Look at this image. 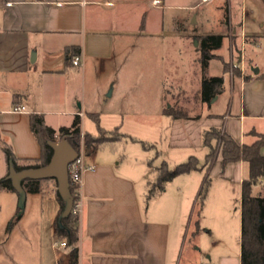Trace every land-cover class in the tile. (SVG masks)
<instances>
[{"label":"crops","instance_id":"0c3cea01","mask_svg":"<svg viewBox=\"0 0 264 264\" xmlns=\"http://www.w3.org/2000/svg\"><path fill=\"white\" fill-rule=\"evenodd\" d=\"M153 2L0 0V149L5 151L11 146L20 162L39 159L42 147L31 126L35 115L56 131L55 136L61 128H70L77 117L84 135L98 136L99 133L92 135L84 130L85 118L94 120L98 116L102 124L106 119L112 129L118 128V133L120 124L136 119L140 124L153 126L148 129L155 144L161 145V140L166 139V153L156 149L155 155L150 149L101 148L114 145L121 137L119 133L118 139L85 155L86 166L94 169L84 172L79 193L77 259H72L73 246L67 245L63 248L66 254L62 264H241L240 240L234 248L225 240L223 229L215 230L207 223L211 229L203 227L202 218L197 230L195 217L192 233H196L197 245L183 263L181 242L203 183V170L209 172L213 166L221 165L227 179L225 185L231 192L228 189L226 194H239L240 200L242 183L248 176L244 161L224 165L219 147L210 169L203 167L179 175L152 197H148V191L162 163L173 168L194 156L200 166L206 164L207 130L219 129L240 146L250 145L264 134V0H226L218 8L224 12L219 33H206L198 22L189 25L183 18L167 25L168 8L186 9L198 4ZM206 35L223 36L222 46L213 51L214 58L220 57L216 53L226 39L231 53L229 86L224 78L223 92L210 103L199 98L202 81L197 79L195 90L183 87L184 79L192 74V67L185 64V52L190 44L196 43L197 48V37ZM239 41L241 51L235 62L232 51ZM168 45H174L180 56V64L171 75L176 93L173 103L185 110L180 111L185 117L166 114L168 108H176L167 97ZM248 45L253 48L249 58L242 51ZM72 46L81 51L80 66L66 63L65 51ZM194 62L193 74L200 75L198 63L195 67ZM209 67L210 63L206 69ZM151 88L156 95L149 111H134L136 105L129 94L134 99V93ZM192 92L193 98H188ZM122 99L124 105L118 103ZM21 106L24 112L15 110ZM66 137L62 136V140ZM260 153L264 156V145ZM3 176L6 171L0 174V180ZM46 182L42 181V188L54 197L57 218L58 187L49 190ZM258 192L264 195V186L258 184L255 193ZM1 193L9 196L11 212L0 219V257L1 240L7 235L8 220L15 216L19 199L16 192L0 189ZM203 210L204 207L201 214ZM53 234L56 237L55 222Z\"/></svg>","mask_w":264,"mask_h":264},{"label":"rangeland","instance_id":"374dc122","mask_svg":"<svg viewBox=\"0 0 264 264\" xmlns=\"http://www.w3.org/2000/svg\"><path fill=\"white\" fill-rule=\"evenodd\" d=\"M202 0H167V2L171 5H181V4H198L196 7L192 8H168L165 11V21L167 25H171L175 22L176 18H183L189 25H194L193 23H199V27H202V30L206 33H219V21L222 19L224 12L220 13V6L224 5L226 0H210L209 3H202ZM225 9V8H222ZM135 20V19H134ZM133 20V21H134ZM174 45L167 46V54H166V68H167V97L168 103H173V97H176L175 90H172V86L174 85V79L171 76L172 71L175 67H178L180 64V56L175 52ZM186 48V47H184ZM196 48L193 44H190L188 47V51L185 52L184 59L185 64L188 67H192L193 62L198 58V64L195 63V67L200 70V75L193 74V70L191 69V76L187 79L185 78L183 81V87L186 89L195 90L198 86L196 81H202L205 78L207 73L214 76H220L225 78L226 85L229 86L230 82V70L228 69V64L231 62V53H230V45L228 39L225 41L224 47L218 51L216 54L220 57H215L210 60L209 69L205 70L202 65L201 59V51ZM237 48V49H236ZM252 46H244L243 47V55H247L249 58L252 52ZM185 51V50H184ZM239 51H241V43L240 41L237 45L234 46L233 49V59L237 62L239 57ZM248 61V60H247ZM248 69H251L249 61L247 62ZM257 69V68H256ZM199 76V77H198ZM156 93L153 88L149 91H145L142 93H134L133 95L129 94L130 101L133 100L135 102L136 107L134 111H149L153 102ZM90 98H93V95H89ZM194 92L188 93V98H193ZM115 99L111 100L113 102ZM213 99L211 100V102ZM119 104H125L126 102L120 101ZM176 107V103H173ZM150 106V107H148ZM177 111H185L182 110L179 106L175 108ZM226 109L228 110L227 106ZM187 110V109H186ZM101 118V117H100ZM106 119H99V125L92 119L86 117L84 121V130L87 133L92 135H96L100 132V128L104 131H113L115 128H111L110 123ZM105 127H104V126ZM100 127V128H99ZM153 127L146 124H140L135 119L134 122L127 121L125 124H120L119 133L121 134L120 139L115 142L114 145H106L101 147L103 148H120L123 150H143L150 149V153H154L155 150H163L166 153V139L161 140V145L155 144L153 140H150L152 132L150 129ZM111 129V130H110ZM115 134L112 137L115 138ZM109 138V137H108ZM215 143V141H214ZM145 145L147 148H145ZM220 144L216 143V148H219ZM154 149V150H153ZM83 154H87L91 151V149H87L85 146V135L82 133L80 137V152ZM153 155V156H154ZM174 166V165H173ZM4 171H6V176L8 174V164L5 155V151L0 149V174L3 175ZM209 177V187L205 195L204 200V210L201 214V225L203 227H207L206 223L209 224L213 229H223L225 240L232 245L234 248H237L239 245V240L241 236V217H240V208H239V194H232L230 197V189L226 187L225 183L227 179L225 176V171L221 165L213 166L211 170L206 171L203 170V180L205 177ZM4 177V176H3ZM154 175L152 176V178ZM3 179V178H2ZM203 184V183H202ZM227 184V183H226ZM44 186V185H43ZM47 189H57L56 181L51 180L45 183ZM202 186V185H201ZM234 188V187H233ZM229 189V194H226ZM259 191H261L259 189ZM48 191L43 190L40 193H27L28 198L26 200V204L24 206V217L17 224L13 225L12 228L8 229L7 235L4 239L1 240V247L3 251V256L0 257V264H62L61 259L66 254V250L63 248L57 249L53 246V243L59 240L57 237H54L53 234V224L55 222V207L53 201L54 197H50V195L46 194ZM234 193V192H232ZM27 197V195H26ZM200 199H197L194 208L192 217L188 218L186 222V226L184 228L181 247L183 250V254L181 252L182 258L181 262H184L187 254L191 253V249L197 245V237L193 235V223L196 217V209L199 207ZM11 204L9 196L5 193L0 194V219L3 217L9 216L11 212ZM207 210V211H206ZM207 212V215H206ZM12 219V218H11ZM8 220V224L11 221ZM2 223V222H1ZM190 257V256H189ZM191 258V257H190Z\"/></svg>","mask_w":264,"mask_h":264},{"label":"trees","instance_id":"16d2710c","mask_svg":"<svg viewBox=\"0 0 264 264\" xmlns=\"http://www.w3.org/2000/svg\"><path fill=\"white\" fill-rule=\"evenodd\" d=\"M198 47L201 51V61L206 69L211 59L214 58L213 51L219 49L223 43L222 35H206L197 37ZM81 51L76 47H68L65 51V60L67 64H71L76 56H79ZM264 79V74L261 75ZM224 78L214 76L204 78L201 82L199 98L202 102L210 103L213 98L223 92ZM166 114L174 118L185 117L180 111L171 107L166 110ZM95 122L99 125V117H94ZM32 130L42 147V155L36 160H24L20 162L13 153L11 146L5 148V155L9 169L12 166L16 171L20 172L28 169H38L49 164L53 156L54 150L51 143L54 142L56 131L45 126L43 118L35 115L32 118ZM100 128V127H99ZM61 136H67L65 139L70 142L77 152H80V137L82 134L80 118H76L70 128H61ZM115 134V138L112 135ZM109 137V138H108ZM120 134L118 128L113 131L106 132L100 128L98 136L85 134V146L87 149H94L111 140L118 139ZM215 141V143H214ZM216 143L220 144V150L223 157V164L227 165L231 162L244 161L248 165V176L243 180L241 187V196L239 200L240 216H241V264H264V195L260 192L255 193L259 182L264 181V156L260 153V148L264 145V134L259 136V139L250 144L240 146L228 134L219 129L212 128L204 132V145L208 147L209 153L206 157V164L200 166L196 157H190L186 162L180 163L173 168H170L166 163H162L157 169L155 179L149 183L148 197H152L157 192L165 190L166 184L172 181L179 175L200 170L203 167L210 169L217 159L219 148H216ZM145 148L147 146L145 145ZM89 154V153H88ZM6 177L0 180V189L15 192L12 181ZM26 179L22 182V186L27 193H40L43 191L42 181ZM56 181V180H54ZM209 177L206 176L199 195L200 204L196 209V227L199 229L201 210L204 205L205 195L209 187ZM57 184V181H56ZM58 186V184H57ZM70 192L74 198L75 187L70 182ZM56 196L60 204V211L55 220V235L58 239H66L69 246H73L71 255L72 259H77V248L75 244L78 241V217L71 213L68 217L61 219V214L64 210L65 203L61 198L58 190ZM24 208H19L15 216L9 222L8 229L22 217ZM196 230V231H197ZM196 233H194L195 235Z\"/></svg>","mask_w":264,"mask_h":264},{"label":"water","instance_id":"95a60500","mask_svg":"<svg viewBox=\"0 0 264 264\" xmlns=\"http://www.w3.org/2000/svg\"><path fill=\"white\" fill-rule=\"evenodd\" d=\"M258 72V69H256L255 73L258 74ZM51 146L54 153L48 165L38 169H28L20 172L11 166L8 178L12 181L13 188L18 194L19 208H24L26 203L27 192L22 186L24 180H56L58 192L65 203L64 210L61 214V219H63L72 213L74 207V198L70 192L69 165L79 157V152L67 140H61L59 143L52 142Z\"/></svg>","mask_w":264,"mask_h":264},{"label":"built area","instance_id":"2783aa9c","mask_svg":"<svg viewBox=\"0 0 264 264\" xmlns=\"http://www.w3.org/2000/svg\"><path fill=\"white\" fill-rule=\"evenodd\" d=\"M157 2L158 0H154L153 3L157 4ZM72 63L74 66H80L82 64L81 56H76L73 59ZM15 110L19 112H24L25 108L21 106V107L15 108ZM61 140H62L61 134L56 135L54 138V142L56 143H59ZM87 154H83L82 151L79 152V157L73 163L69 165L70 182L75 187L76 199L74 200V207L72 210V213L75 216H78L81 211V204L79 203V193H80L81 186L83 185V174L87 169H94V167H87L85 164V155ZM259 186H264L263 180L259 182ZM53 246L57 249L65 248L67 247V243L66 241H55L53 243Z\"/></svg>","mask_w":264,"mask_h":264}]
</instances>
